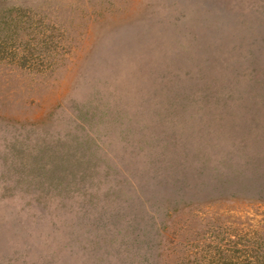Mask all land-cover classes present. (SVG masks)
Segmentation results:
<instances>
[{
  "label": "rangeland",
  "instance_id": "374dc122",
  "mask_svg": "<svg viewBox=\"0 0 264 264\" xmlns=\"http://www.w3.org/2000/svg\"><path fill=\"white\" fill-rule=\"evenodd\" d=\"M261 256L264 0H0V264Z\"/></svg>",
  "mask_w": 264,
  "mask_h": 264
},
{
  "label": "trees",
  "instance_id": "16d2710c",
  "mask_svg": "<svg viewBox=\"0 0 264 264\" xmlns=\"http://www.w3.org/2000/svg\"><path fill=\"white\" fill-rule=\"evenodd\" d=\"M254 131V130H253ZM262 258H261V260L260 261H258V262H256V264H264V257L263 256H261Z\"/></svg>",
  "mask_w": 264,
  "mask_h": 264
}]
</instances>
